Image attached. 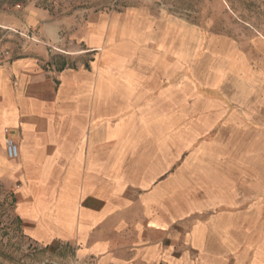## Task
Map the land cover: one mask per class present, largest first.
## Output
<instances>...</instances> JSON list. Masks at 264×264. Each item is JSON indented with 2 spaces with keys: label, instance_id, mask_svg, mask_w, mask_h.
I'll return each mask as SVG.
<instances>
[{
  "label": "crops",
  "instance_id": "0c3cea01",
  "mask_svg": "<svg viewBox=\"0 0 264 264\" xmlns=\"http://www.w3.org/2000/svg\"><path fill=\"white\" fill-rule=\"evenodd\" d=\"M36 16L63 52L0 61V181L28 235L69 264H264V71L235 51L200 75L198 30L144 8L65 37Z\"/></svg>",
  "mask_w": 264,
  "mask_h": 264
},
{
  "label": "rangeland",
  "instance_id": "374dc122",
  "mask_svg": "<svg viewBox=\"0 0 264 264\" xmlns=\"http://www.w3.org/2000/svg\"><path fill=\"white\" fill-rule=\"evenodd\" d=\"M136 7L156 19H174L198 30L200 75L206 74L207 66H221L235 51L264 71V0H0V50L8 49L13 57L46 44L62 53V44L45 43L40 36V26L34 22L37 13L44 14L41 27L58 22V33L65 37L70 24ZM16 188L17 182L8 187L0 181V264H69L71 245L57 241L46 245L28 235L25 224L31 223L24 224L16 212Z\"/></svg>",
  "mask_w": 264,
  "mask_h": 264
},
{
  "label": "built area",
  "instance_id": "2783aa9c",
  "mask_svg": "<svg viewBox=\"0 0 264 264\" xmlns=\"http://www.w3.org/2000/svg\"><path fill=\"white\" fill-rule=\"evenodd\" d=\"M11 57L12 54L8 49L0 50V61L9 60ZM5 149L6 154L10 159H17L20 155V148L18 142L10 136L6 138Z\"/></svg>",
  "mask_w": 264,
  "mask_h": 264
}]
</instances>
